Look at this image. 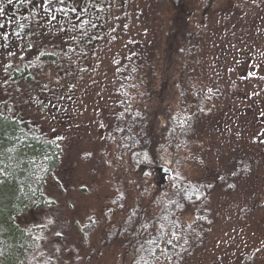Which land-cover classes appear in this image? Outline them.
Wrapping results in <instances>:
<instances>
[{"label":"rangeland","instance_id":"rangeland-1","mask_svg":"<svg viewBox=\"0 0 264 264\" xmlns=\"http://www.w3.org/2000/svg\"><path fill=\"white\" fill-rule=\"evenodd\" d=\"M181 4L195 11L205 37L189 106H199L201 99L194 93L200 84L205 98L218 94L206 104L210 111L201 135L181 155L189 170L217 183L211 191L208 232L181 264H264V0L119 3L116 11H123L128 20L126 33L115 29L114 38L103 39L94 55L81 56L76 65L38 63L30 81L12 79L10 73L32 61L40 47L0 38V102L30 125L62 136L64 143L62 162L46 188L56 204L19 217L28 227L38 226L39 239L38 248L20 264H123L128 232L114 231L103 246L101 238L108 235L101 232L104 225H118L124 218L113 202L118 190L136 193L131 185L120 186V180L132 175L120 178L115 143L107 137L116 110L114 59L126 51L125 41L141 35L157 49ZM44 38L33 35L39 45ZM237 157L249 169L240 180L226 168ZM91 217L85 235L79 225Z\"/></svg>","mask_w":264,"mask_h":264},{"label":"trees","instance_id":"trees-1","mask_svg":"<svg viewBox=\"0 0 264 264\" xmlns=\"http://www.w3.org/2000/svg\"><path fill=\"white\" fill-rule=\"evenodd\" d=\"M124 2L129 4V0H61L58 9L67 27L52 29L53 35L38 46L32 61L12 68L10 78L30 81L38 63L70 67L81 56L94 55L103 39L115 37V29L127 32L128 20L123 11H116ZM195 15L181 4L157 49H151L150 38L141 35L125 41L126 51L114 59L116 110L107 137L115 143L120 178L132 175L135 181L126 177L120 186L131 185L136 193L118 190L113 202L124 218L118 225H104L101 232L108 235L101 238L103 246L114 231L128 232L123 264H181L212 221L210 198L217 183L207 174L193 173L181 156L201 135L209 102L218 96L205 98L200 84L194 93L201 99L199 106L188 103L195 90L193 74L201 70L205 40ZM63 155L62 136L30 125L13 107L0 102V264H20L38 248V226L28 227L19 217L56 204L46 188ZM241 158L226 166L239 180L249 170ZM162 165L171 168L170 179L161 173ZM92 219L79 225L85 235Z\"/></svg>","mask_w":264,"mask_h":264},{"label":"flooded vegetation","instance_id":"flooded-vegetation-1","mask_svg":"<svg viewBox=\"0 0 264 264\" xmlns=\"http://www.w3.org/2000/svg\"><path fill=\"white\" fill-rule=\"evenodd\" d=\"M60 4L61 0H0V38L9 44L16 41L23 46H41L33 40L35 33L47 42L52 29L67 27L62 24Z\"/></svg>","mask_w":264,"mask_h":264},{"label":"water","instance_id":"water-1","mask_svg":"<svg viewBox=\"0 0 264 264\" xmlns=\"http://www.w3.org/2000/svg\"><path fill=\"white\" fill-rule=\"evenodd\" d=\"M161 173H162L163 175H165V174H170V173H171V168H169V167L166 166V165H163V166L161 167Z\"/></svg>","mask_w":264,"mask_h":264}]
</instances>
